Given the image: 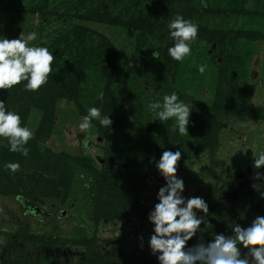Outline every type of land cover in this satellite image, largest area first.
Wrapping results in <instances>:
<instances>
[{
  "label": "rangeland",
  "instance_id": "rangeland-1",
  "mask_svg": "<svg viewBox=\"0 0 264 264\" xmlns=\"http://www.w3.org/2000/svg\"><path fill=\"white\" fill-rule=\"evenodd\" d=\"M214 17L200 13L196 21L213 25ZM230 24L231 20L226 26ZM0 25V38L35 31L37 38L31 44L46 46L53 53L52 70L66 74L64 70L74 68L70 76H64L66 88L72 91L56 98L50 134L37 140L32 153L21 154L24 166L19 153L13 160L19 169L7 170L13 181L32 174V183L38 186L34 189L40 193L0 188V264L15 259L30 264H157L147 244L152 231L147 217L165 183L155 167L164 150H181L176 174L184 180V195L200 196L208 203L212 224L204 234L206 240L216 232H230L228 225L248 226L255 216L264 215V199L252 187L258 182L255 173L264 171L252 167L253 154L264 151V118L260 116L264 39L226 41L224 50L232 57V65L224 88L230 86L235 96L225 111L217 96L223 56L218 44L199 34L182 61L169 56L170 62H165L151 56L154 49L160 57V51L173 43L165 26L143 37L122 24L80 19L74 10L66 9L63 0H0ZM76 26H83L81 31L86 33L82 40L72 41L78 36ZM102 36L115 47L113 63L97 46L99 41L103 44ZM201 64L206 65L203 73L198 70ZM52 73L47 81L54 80ZM24 83L8 100V110L16 111L26 97L31 98L34 91L25 90ZM45 84L38 89L41 95L43 88H54ZM174 91L192 110L189 131L183 136L176 131L174 119L160 122L147 108L149 102L162 101ZM89 107H97L101 116L110 115L111 127L92 120L91 127L81 132L78 125ZM246 108L257 110L247 113ZM41 119L42 111L32 107L25 123L32 136ZM8 149L7 138L0 137L1 159L11 154ZM2 164L0 170L5 173ZM121 180L136 192L131 190L123 200L118 192L106 194V185L116 189ZM259 182L264 185V179ZM131 205L142 214L130 218L127 210L121 213ZM196 242L194 236L186 247Z\"/></svg>",
  "mask_w": 264,
  "mask_h": 264
},
{
  "label": "clouds",
  "instance_id": "clouds-1",
  "mask_svg": "<svg viewBox=\"0 0 264 264\" xmlns=\"http://www.w3.org/2000/svg\"><path fill=\"white\" fill-rule=\"evenodd\" d=\"M167 29L168 37L173 41L167 54L173 60L182 61L191 52L190 45L197 36L198 26L177 14L168 22ZM36 38L35 31L26 33L24 30L15 38H0V90H11L14 85L26 81L24 89L36 91L47 82L54 56L46 46H33L31 42ZM151 56L159 60V52L154 49ZM205 67L201 64L199 72L203 73ZM147 108L160 122L174 119L179 135L188 133L192 110L179 100L177 92L165 94L162 101L149 102ZM92 120H98L107 128L113 124L110 115L101 116L97 107H89L78 125L80 131L88 130ZM0 137L7 138L9 151L28 155L25 145L31 139L32 131L26 125L21 126L19 113L6 109L2 100ZM84 143L87 147L89 142L85 140ZM180 158L181 150H164L155 161L158 174L165 181L156 193L158 202L147 217L152 225L147 244L157 264H264V215L255 216L248 226L235 222L228 225L230 232H216L212 239H205L204 234L209 232L212 224L207 216L209 206L200 196L184 195V180L176 174ZM3 167L15 173L20 165L6 162ZM252 167L264 169V151L253 154ZM254 179L258 182L252 187L264 199V185L259 182L264 179V171H257ZM240 215L243 217L244 213ZM194 236L197 242L186 247ZM143 239L141 237L142 247Z\"/></svg>",
  "mask_w": 264,
  "mask_h": 264
},
{
  "label": "trees",
  "instance_id": "trees-1",
  "mask_svg": "<svg viewBox=\"0 0 264 264\" xmlns=\"http://www.w3.org/2000/svg\"><path fill=\"white\" fill-rule=\"evenodd\" d=\"M119 1L121 2V5L118 8L117 6ZM63 2L66 5V9L68 8L69 10H74V15L80 19L106 24H122L126 27L136 29L139 35L143 37L151 33H156V29L162 28L163 26H165V33L167 34V24L177 14L182 15L185 19H190L198 26L197 34L204 37V39L208 42H215L218 44L219 54L221 57L223 56V58H221L222 61L220 62L217 75L219 78V86L221 87L217 96L222 101L220 102V107H222L225 111L229 108L227 106L233 103V96H235L233 90L229 91L230 86L227 89L224 88V84L229 83L227 71L232 65V57H227L226 50H224V46L228 45L226 41H229V44H233L235 40H239L240 38L253 41L257 39H264V4H261V0H63ZM39 6L40 4L33 7L32 12L36 11ZM200 13L215 16L213 19L214 24H199V22L196 21V17L197 14ZM239 17H243V19H240ZM230 20L231 24L228 28L226 25ZM237 24L239 25V28L234 26ZM82 28L83 26H76L74 33H78V36H73L74 38H71L72 41L83 39L86 31H81ZM102 38L104 39L103 44L99 41L97 46H99V50L102 48L104 49L103 51L109 55L106 60L108 61L110 59L113 63L115 47L108 39L103 36ZM171 41L172 40L170 39L169 42L171 43ZM165 51H167V49L164 50V52L160 51L161 55L159 59L163 58V61L170 62L169 55ZM56 55L59 56L60 53H56ZM75 69L77 70V68ZM73 70L74 68L70 72H67L69 69L64 70L66 71L65 74L61 71L53 69L52 75H54V80L52 81V78H50V80L47 81L48 84L45 85L54 88L52 90L43 88V90H45L44 95H41L40 90L34 91L35 93L33 92L31 98L27 99L28 97H26L25 102L20 104L16 109L15 112H18L21 118V126H25L29 111L32 107H37L42 111L40 126L37 129L36 134L31 137L30 140L32 141L29 140L27 143L29 144L27 148L31 151V153L32 147L34 148V146H36L37 140L44 136L48 137L51 132L52 121L56 110V98L67 97L68 93L72 91L69 90L68 87L66 88L67 84L64 76H70ZM22 83L23 81L20 84L14 85L11 90H0V100L3 101L5 107H7L8 102L10 101L9 99L18 93L17 88H19ZM107 102L110 104L111 101L108 100ZM256 110L257 108H246L247 113L248 111L255 113ZM217 111L218 114H220V109H217ZM260 116L264 118V109L260 110ZM215 132L216 131L214 130L212 134H215ZM207 142L208 141H206V143ZM201 143L205 146V139L204 141L202 140ZM19 153L20 152H11V154L6 155L3 159H1L0 156V161L2 163L5 161L13 162L15 156ZM20 158L21 163L24 166V159H22V155ZM3 165L4 164H2V167ZM106 174L107 173H104V176ZM34 179L35 178H33L32 174L30 175L29 173L26 180H23V177L20 176L18 181H13L7 170L5 173L0 170V188H2L3 185L7 191L11 190L13 192H18L22 189L24 191L37 190L40 193L38 189H34L35 187H38L33 185L32 182H34ZM120 183V187L116 189H114V186L106 185L105 187L108 190L106 191V194L111 195L112 192H118L121 200H123L130 197L131 190L136 192L135 187L129 186L128 188L125 185V180H121ZM59 184L61 185V180ZM20 186L22 187L20 188ZM126 210L128 211V217L130 218H134L142 214L139 212L138 208H135L132 205L128 208H122L121 213L124 214ZM103 215H107V213L104 212ZM6 264L30 263H26L20 259H15L7 261Z\"/></svg>",
  "mask_w": 264,
  "mask_h": 264
}]
</instances>
